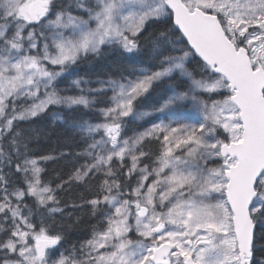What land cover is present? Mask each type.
<instances>
[{"label":"snow or ice","instance_id":"6c2138e0","mask_svg":"<svg viewBox=\"0 0 264 264\" xmlns=\"http://www.w3.org/2000/svg\"><path fill=\"white\" fill-rule=\"evenodd\" d=\"M108 51L130 65L61 94ZM51 107L99 118L56 116L81 143L55 187L21 127ZM0 264H264V0H0Z\"/></svg>","mask_w":264,"mask_h":264},{"label":"trees","instance_id":"16d2710c","mask_svg":"<svg viewBox=\"0 0 264 264\" xmlns=\"http://www.w3.org/2000/svg\"><path fill=\"white\" fill-rule=\"evenodd\" d=\"M117 64H129L130 62L120 57L119 55L108 51L104 58L93 61L87 65H80L78 71L72 76H67L63 78L59 83L64 86L67 91L62 92V95H78L73 88L70 87L69 80L71 77L75 79L78 76H83L92 80H95L98 76L100 78H105L106 74H112ZM147 66V65H143ZM58 83V84H59ZM161 96V90L157 89L148 97L147 100L143 102L141 110L151 111L153 105H157V101ZM102 106V105H101ZM158 106V105H157ZM62 116L70 121H95L97 119L94 112L89 111L83 107L73 109L68 111L67 109L61 107H51L48 112L42 115L40 118L35 119L31 124H22L21 127H35L42 129L47 134L41 135L38 139L34 141L31 147L34 149L35 154L38 156L52 155L58 157L55 160L47 161L41 164L44 169L42 178L45 181L50 182L52 187H55L61 182V180H67L73 168V161L75 157H60L62 152H78L80 151V139L74 135V132L70 130L66 125H64L60 120L56 119V116ZM155 118L149 117L147 120L141 122H129L128 126L134 127L136 130L143 129V125H147L154 121ZM149 148L155 149V145H149ZM147 150V148H146ZM82 162V161H78ZM148 161H145L147 163ZM70 188V190H69ZM83 194L86 198H91L90 194L86 191L84 187L71 185L65 186V190L59 191L57 193L58 197L63 202L75 201L79 203V197ZM29 203L31 201H28ZM64 203L61 204V207ZM72 211V209H68ZM87 209H82L75 212L73 220L79 216L81 221L78 226L70 229L66 236V242L75 243L77 241H85L90 236V225L96 223L95 220L91 219L87 214ZM56 220L59 222L60 217L57 216ZM65 223H71V221H65Z\"/></svg>","mask_w":264,"mask_h":264},{"label":"rangeland","instance_id":"374dc122","mask_svg":"<svg viewBox=\"0 0 264 264\" xmlns=\"http://www.w3.org/2000/svg\"><path fill=\"white\" fill-rule=\"evenodd\" d=\"M75 78L74 77H71L70 78V80H69V83L71 84V81L72 80H74ZM97 85H95V84H93L92 85V87H96ZM57 87L58 88H60V89H64V86L63 85H61V83H59L58 85H57ZM74 91L76 92V93H78V91H76L75 89H74ZM79 94V93H78ZM150 111V110H149ZM97 117V116H96ZM99 118L97 117V119L95 120V121H93V122H96L97 120H98ZM147 120L149 119V118H146ZM145 119V120H146ZM143 121V120H142ZM137 122H141V121H136V123ZM155 122H158V120L157 119H154V121H152L151 123H155ZM151 123H149V124H147V125H143V129H140V130H136L134 127H132V126H128L126 129H125V133H124V135L125 136H132L135 132H139V131H143L145 128H147V127H149L150 125H151ZM98 138V137H97ZM155 147H156V145H155ZM71 244H73V243H71ZM70 245H69V242H66L65 241V243L62 245V246H60V248H59V251H63V249L64 248H68ZM59 251L57 252V255H59Z\"/></svg>","mask_w":264,"mask_h":264}]
</instances>
